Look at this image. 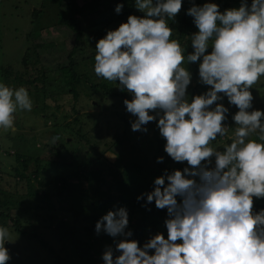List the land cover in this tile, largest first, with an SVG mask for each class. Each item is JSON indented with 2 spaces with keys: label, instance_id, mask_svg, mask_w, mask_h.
I'll use <instances>...</instances> for the list:
<instances>
[{
  "label": "clouds",
  "instance_id": "clouds-1",
  "mask_svg": "<svg viewBox=\"0 0 264 264\" xmlns=\"http://www.w3.org/2000/svg\"><path fill=\"white\" fill-rule=\"evenodd\" d=\"M135 6L143 16L129 15L96 43L94 72L132 95L124 100L136 117L132 131L147 132L144 126L158 117L164 151L190 167L157 177L154 190L143 194L167 209V238L157 233L140 247L129 239L124 207L96 222L97 234L122 237L115 249L106 247L104 264H264V209L254 211V198H264V110L253 109L251 92L264 76V0H241L223 12L216 3L193 4L187 15L198 31L187 56L168 24L182 0H135ZM122 9L117 4L115 11ZM185 61L199 62L200 83L210 86L191 100ZM223 97L238 111L231 143L220 151L211 143L229 134ZM32 108L25 87L0 83V128L14 130L15 113ZM6 242L12 235L0 226V264L11 259Z\"/></svg>",
  "mask_w": 264,
  "mask_h": 264
},
{
  "label": "rangeland",
  "instance_id": "rangeland-1",
  "mask_svg": "<svg viewBox=\"0 0 264 264\" xmlns=\"http://www.w3.org/2000/svg\"><path fill=\"white\" fill-rule=\"evenodd\" d=\"M57 1L0 0V83L14 89L21 86L25 87L33 101L31 112L18 110L15 113L14 130L5 131L0 128V166L2 170L0 200L8 195L16 202V205L9 208L0 206V211L8 213L12 217H0V226L8 228L12 235V242L5 243V247L11 256L7 264H55L54 256L49 248L45 247L38 238L32 236L33 233H37L45 240L56 254L65 257L68 264H104L102 255L106 247L111 246L115 249V242L122 239V237L113 238L104 232L100 234L95 232L96 222L108 212L107 207L110 203L102 207L95 200V202L89 200L83 202L82 207L79 203L72 207L71 202L63 197L43 194L44 177L49 178L57 169L56 162L47 161L49 152L47 145H50L51 147H49L54 150H58L60 147L62 160L66 162H70L71 158L76 164L83 161V156L80 155L84 153L81 152L84 145L79 141L83 142L84 139L79 138L81 133H75L79 129V127L77 129V123H74L76 117L82 119L88 127V131L85 132V140L93 141V138L89 136V130L91 133L92 130L95 133H100L101 144H99V148L107 149L113 140L122 133L125 134L126 139H122L118 143V148L117 144L114 145L115 153L107 152L110 161L117 160L118 155H120L124 165L135 162L140 164L151 163L152 156L155 155L159 146L166 144V140L160 135L157 127L158 117L155 121L144 126L147 128V132L132 131L131 122L136 117L127 111L124 104V100L127 99L125 94L132 95L126 89L121 90L119 81H112L111 95L106 97L103 94L106 91L102 87H98V89L93 87L103 79L95 74L93 61H83L78 68L81 75V81L77 84V89L80 91L79 95L75 97L74 93L68 92L69 83L72 81L70 74H63L59 68L52 69L53 66H57L60 57L63 58L72 49V32L54 24L59 9ZM85 1L87 0H78L80 4ZM109 1L102 0L101 8L108 6ZM116 6V4L110 6L108 10L104 8L103 14L88 11L82 21L84 27L90 30L99 29L102 26L104 31L114 30L117 23L108 22L107 15L115 13ZM127 7L132 11L129 15H144L136 8L134 1L131 6ZM35 8L45 11L42 18L48 26H45L43 30L40 25L34 26L31 22ZM175 19L176 17L172 19V23V20L168 21L169 27L174 30L172 39L180 38L177 32L178 22ZM126 22L127 20L122 23ZM53 24L54 26H50ZM33 28L36 29L33 31ZM35 43L47 44L46 47L38 49L42 61L38 64H30L26 68L22 64V58L28 48L34 49ZM193 51L186 48L185 56ZM44 58L48 59L49 62H44ZM43 65L45 70L50 72L47 73L44 82L43 80H34L35 77L42 76L44 73ZM183 66L187 67L192 76L191 83L187 88L191 89L187 93L189 100L193 96L209 90L210 86L200 83L199 62L187 64L185 61ZM7 67H11L16 75L6 76L4 68ZM17 74L18 76L22 75L23 79H17ZM36 85L47 93L53 94V96L45 99L41 93L36 95L35 92H31L35 90ZM251 92L254 97L253 109L264 110V76L253 86ZM43 102L45 103L43 104ZM218 103H223L229 109L224 123L230 130L227 136H218L215 141H212L211 146L223 151L224 146L231 143L236 126L232 117L238 108L231 105L227 97H223ZM149 114L155 115L154 112ZM80 124L83 125L84 123L80 122ZM70 126H74V128L72 129ZM125 130H127L126 133ZM252 138L255 139V135ZM67 141L68 143H66ZM98 141L99 138L97 143ZM17 154L27 155V158L31 157L32 169L34 160L37 157L41 158L39 169L43 167L47 170L42 169L40 172L41 184H38L37 180H33L30 184L32 194H37L38 191L41 194L30 197L23 194L27 190L28 180L26 178L19 181L15 177V167L19 165ZM164 154L168 155L166 152ZM214 160L213 157V163L210 167L214 166ZM188 167L190 166L188 165ZM69 170L71 167L64 166L59 171L66 174ZM110 178L112 176H108V179ZM106 187L107 185L103 186V188ZM109 188L104 189L106 193H108ZM31 205L33 208H28ZM116 209L118 208H113L112 211ZM15 218H20V225L25 230L24 235L16 230ZM128 219L129 224L126 231L133 233L129 239L138 241L134 225L137 218H132V215L128 213ZM74 225H76L75 233L72 235L67 233L66 227H74ZM91 225H93L92 230L89 229ZM160 233L167 238L165 225L160 227ZM155 234L156 232H148L141 245L138 241L139 246L143 247L144 243ZM90 254L92 255L90 256ZM114 254L118 255L119 253Z\"/></svg>",
  "mask_w": 264,
  "mask_h": 264
},
{
  "label": "trees",
  "instance_id": "trees-1",
  "mask_svg": "<svg viewBox=\"0 0 264 264\" xmlns=\"http://www.w3.org/2000/svg\"><path fill=\"white\" fill-rule=\"evenodd\" d=\"M133 1L135 2V0H110L108 6L106 5L104 7L106 10L110 9V6H115V4H123V9L119 14L115 12L111 15H107V21L116 22V28H118L123 21L125 22V20H127L128 15L132 13L131 9L127 6H131ZM204 3H216L219 5L220 11L223 12L225 9L233 7L238 8L241 4V0H182V8L178 15H176L175 19V21L178 22L177 32L181 38H177V40L183 48H189L191 51H193V48L191 46L190 37L193 33H196L198 29L193 22V17L187 15V10L192 7L193 4L202 6ZM247 3L250 5L251 0H247ZM101 5L102 0H87L83 4H80L78 0L57 1L59 9L57 10V17L54 24L59 27H64L68 29L69 32H72V49L63 58L60 57L57 66H53L52 69L59 68L63 74H70L72 81L69 83L70 88H68V92L74 93L75 97H77L80 92L77 89V84L81 81V75L78 71L79 66L83 61L87 60H91L95 63V45L99 39L107 34V30L104 31L102 26H100L101 28L99 29L89 30L84 27L82 21L85 19L88 11L103 14L104 8L102 9ZM43 12L45 11L37 10L35 8L33 10L31 21L34 26L40 25L42 30L45 29V26H48L42 18ZM172 22L173 20L171 23ZM54 24L50 26H54ZM35 29L36 28H33V31ZM33 46L34 49L28 48L22 58V64L26 68H28L30 64H38L42 61L38 49L46 47L47 44L35 43ZM211 50V47H209L207 50L208 53H210ZM44 62H49V60L44 58ZM44 65L42 66L44 73H42V76L35 77L34 80H43L44 82L47 73L50 72L45 70ZM4 74L6 76L16 75L11 67L4 68ZM17 77V79H23L22 75L18 76L17 74ZM97 84L98 85H94L93 87L95 89L102 87L106 91L103 92L105 97L111 95L112 81L101 79ZM193 89H195V87H193ZM190 90L191 89H187V93ZM31 92H35L36 95L41 93L45 99L53 96V94H49L45 90L38 88L37 85L35 90ZM125 97L128 100L132 99V96H128L127 94H125ZM44 103L45 102H43V104ZM46 115L49 116V114ZM80 122H83L84 124L81 125ZM74 123H77V129L79 127L78 130L74 129L76 130L75 133H81L79 138L81 140L84 139L83 142L79 141L84 145L81 150V152L84 153H81L80 155L83 156V161L82 163L76 164V162L73 161V158H71L70 162H66L65 160H62L63 157L61 156L60 147L58 150H54L53 148H50V145H47L49 148L47 161H50V163L56 162L57 169L49 178L44 177L45 187H43V194L63 197L71 202L72 207H75L77 203L81 204L82 207V205H84L83 202L91 200V202L96 201L98 205H101L102 207H105V204L110 203L107 207L108 211H112L113 208H126L128 213L132 215V218H137L134 223L135 235L138 237L137 240L140 242V245L143 243L145 235H147L148 232H156V234L160 233V227L165 225V220L168 218L167 209H157L155 202L148 203L146 195L143 194L150 193L154 190V181L157 177L165 175L166 172L171 173L174 170L183 171L184 168L188 167L187 162L173 161L171 157L164 154L165 151L162 144L157 149L155 155L152 156L151 163L145 162V164H140L135 162L133 164L124 165L121 162L120 155H118L117 160L110 161L107 152L110 151L115 153V149L113 148L114 145L117 144L118 148V143L122 139H126L125 134L122 133L119 135L111 142L107 149H102L99 148V144H101L100 133H95L94 130H92L91 133V130H89V136L93 138V141H90L89 139L85 140V132L88 131L86 123L79 117L74 119ZM69 124H67V126H69ZM70 127H72V129L74 128V126ZM126 132L127 130H125V133ZM98 138L99 141L97 143ZM66 143H68V141ZM159 157H163V162H157ZM30 160L31 157L27 158V155L17 154L19 165L15 167V177L19 181L26 178L28 180L27 190L23 194L27 196L29 195V197L41 194L39 191L37 194H32L30 191V184L33 180H37L38 184H41L40 172L42 169L47 170L43 167H40L39 169L40 157H37L34 160L33 169L31 165L32 161L30 162ZM64 166L71 167V170L66 174H62L59 171L62 170ZM74 167L75 169H73ZM108 176H112V178L108 179ZM1 178L2 170L0 166V179ZM105 185H107V187L103 188ZM108 188V193H106L104 189ZM1 190L2 188L0 186V191ZM138 197L142 198L138 200ZM13 205H16V202L11 196L7 195L4 199L0 200L1 207L9 208ZM28 208H33V205ZM261 209H264V198H254V211L259 212ZM0 217L12 218L10 214L5 213L4 211H0ZM14 221L17 224L16 230L24 235L25 230H23L20 225V218H15ZM75 226L76 225H74V227H66L67 233L71 235L74 234L76 231ZM92 228L93 225H91L89 229L92 230ZM32 236L38 238L45 247L49 248L51 254L54 256L55 264H68L66 258L56 254L54 249H52L37 233H33ZM91 255L92 254H90V256Z\"/></svg>",
  "mask_w": 264,
  "mask_h": 264
}]
</instances>
